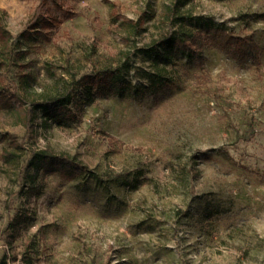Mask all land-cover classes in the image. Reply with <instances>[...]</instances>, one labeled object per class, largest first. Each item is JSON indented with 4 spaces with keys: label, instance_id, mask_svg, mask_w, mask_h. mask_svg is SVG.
<instances>
[{
    "label": "rangeland",
    "instance_id": "obj_1",
    "mask_svg": "<svg viewBox=\"0 0 264 264\" xmlns=\"http://www.w3.org/2000/svg\"><path fill=\"white\" fill-rule=\"evenodd\" d=\"M186 2L182 12L199 21L254 36L261 64L209 45L206 81L194 71L184 88L95 97L81 120L66 125L46 128L39 113L28 137L18 111L0 106V262L20 264L32 239L34 264H264V0ZM170 3L0 0V25L12 35V65L0 86L10 92L13 81L30 100L54 95L68 73L90 68L94 45V59L103 61L149 41ZM142 14L149 34L135 39L116 30ZM45 147L129 184L107 188L93 177L52 174L44 192L26 201L22 166ZM5 150L15 153L13 161ZM196 151L200 173L191 179ZM22 208L33 218L11 245L6 228Z\"/></svg>",
    "mask_w": 264,
    "mask_h": 264
},
{
    "label": "trees",
    "instance_id": "obj_2",
    "mask_svg": "<svg viewBox=\"0 0 264 264\" xmlns=\"http://www.w3.org/2000/svg\"><path fill=\"white\" fill-rule=\"evenodd\" d=\"M186 0H171L163 15V27L156 33L151 32L147 42L135 41L134 49L122 48L116 54H110L103 61L94 59L93 52L86 55L90 68L84 73H68L65 86L54 95H42L34 100L16 92L17 85L9 81L10 92L0 86V106L11 111H18L22 122L27 128V135L34 116L41 114L42 123L46 128L54 125H66L69 121L81 120L83 108L95 97L116 96L138 98L147 94H159L173 88H184L188 75L194 72L198 80L208 79L206 70V46H213L230 52L236 59L245 62L252 59L261 64L260 45L254 36L245 37L232 35L222 25L213 21H199L187 12H182ZM121 36L135 39L150 33L144 14L137 19L126 18L116 27ZM11 33L0 25V85L8 80V70L12 65ZM201 70L198 74L197 70ZM135 70L134 75H131ZM76 104L77 110L72 111ZM78 113V115H77ZM77 118V119H76ZM191 155L188 173L195 179L200 171L197 167L198 154ZM15 153L4 151V158L11 162ZM25 179L22 191L26 201L42 194L46 187L47 177L58 174L63 179L72 180L80 175L93 177L107 188L112 183L128 185L122 175H108L104 179L99 173L81 160L76 154L56 151L52 147L38 148L33 151L22 166ZM32 213L26 208L19 210L11 218L6 228V240L13 244L19 237L23 226L31 222ZM34 251L33 240L25 244L20 264H34L30 255ZM17 260V257L14 258ZM0 264H8L5 257Z\"/></svg>",
    "mask_w": 264,
    "mask_h": 264
}]
</instances>
